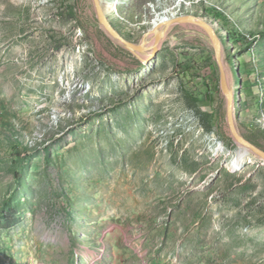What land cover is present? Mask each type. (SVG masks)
Returning a JSON list of instances; mask_svg holds the SVG:
<instances>
[{
  "label": "rangeland",
  "instance_id": "rangeland-1",
  "mask_svg": "<svg viewBox=\"0 0 264 264\" xmlns=\"http://www.w3.org/2000/svg\"><path fill=\"white\" fill-rule=\"evenodd\" d=\"M96 1L0 0V264H264V0Z\"/></svg>",
  "mask_w": 264,
  "mask_h": 264
},
{
  "label": "bare ground",
  "instance_id": "bare-ground-1",
  "mask_svg": "<svg viewBox=\"0 0 264 264\" xmlns=\"http://www.w3.org/2000/svg\"><path fill=\"white\" fill-rule=\"evenodd\" d=\"M97 6H98L99 10L102 11L103 14H105L107 11L108 12L112 11L113 13H114V11H116V4L115 3H108V4L105 3L104 4V3H101V0H97ZM102 19H103V17H102ZM169 20L170 19H168L166 16H164V17L158 16V18H156L154 20V25H153L152 29L155 31L153 33L151 32L153 34V36H152L153 39L155 38L156 33L160 28L168 26L167 23L169 22ZM150 39L151 38H149V35L145 38V41L143 42V46H140V51L142 50V48L145 49V48L149 47ZM141 55L143 56V59L148 58V55H146L143 52H141ZM220 63L222 64V66L224 68L226 67L222 58H220ZM227 94H228V97L231 98V89H228ZM229 113L231 114V108H229ZM231 117H232V115H231ZM230 123H231V125H233L232 119L230 120ZM238 139H239V137H238ZM240 145H241L240 150L235 154V156L232 159V162H231L232 166H240L241 163L245 161L247 156H249L251 150L254 151V149L251 148L250 146H248L249 148L248 147L246 148L245 146H243V144L240 143Z\"/></svg>",
  "mask_w": 264,
  "mask_h": 264
},
{
  "label": "water",
  "instance_id": "water-1",
  "mask_svg": "<svg viewBox=\"0 0 264 264\" xmlns=\"http://www.w3.org/2000/svg\"><path fill=\"white\" fill-rule=\"evenodd\" d=\"M96 2H97V1H96ZM99 17H100V13H99ZM100 20H101L102 22H105V21H106L105 17H103V19H102V17H100ZM193 20H197V19L191 18L190 16H179V17H176V18H172V19H170L169 22H168V25L175 24V23H179L180 21H185V22H186V21H190V22H192ZM197 21H198V25H202L203 22H202L201 20H197ZM204 29L208 30L209 35L211 36V38H212L213 41H217L216 36L214 35V33L211 31L210 28H208L207 26H205ZM160 41H161V37H160V36H157V37H156V40H155V44H154V48H153V53H152V56H151V57H155L156 52H157V49H158V45L160 44ZM121 42H122L124 45H126L127 47H129L130 49H133V50H135V51H137V52L140 51V47H139V46L134 45V44H132V43L129 42V41H126V40L122 39ZM216 50L218 51V49H216ZM217 54H218V52H217ZM217 59H218V56H217ZM218 65H219V70H220V77H221L222 88H223V90H224L225 93H228V89H227L228 86H227V82H226V74H225V70H224L222 64H221L219 61H218ZM228 103L230 104L231 101L229 100ZM228 115H229V119L231 120V119H232L231 114L229 113ZM233 127H234V126H233ZM231 129H232V128H231ZM234 129H235V128H234ZM235 131H236V130H235ZM237 135H238V133H237ZM237 135H236V136H237ZM233 136H234V135H233ZM238 137H239V135H238ZM234 138L236 139V137H234ZM239 140H240L243 144H247V143H246L243 139H241L240 137H239ZM247 145L250 146L249 144H247ZM250 147L253 148L252 146H250ZM253 149H254V152H255L256 154L261 155L262 157H264V152H261V151L255 149V148H253Z\"/></svg>",
  "mask_w": 264,
  "mask_h": 264
},
{
  "label": "trees",
  "instance_id": "trees-1",
  "mask_svg": "<svg viewBox=\"0 0 264 264\" xmlns=\"http://www.w3.org/2000/svg\"><path fill=\"white\" fill-rule=\"evenodd\" d=\"M8 227H0V230H6Z\"/></svg>",
  "mask_w": 264,
  "mask_h": 264
}]
</instances>
